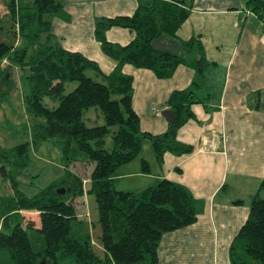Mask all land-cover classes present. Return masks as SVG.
<instances>
[{
  "label": "trees",
  "instance_id": "16d2710c",
  "mask_svg": "<svg viewBox=\"0 0 264 264\" xmlns=\"http://www.w3.org/2000/svg\"><path fill=\"white\" fill-rule=\"evenodd\" d=\"M244 3L258 18L264 17V0ZM190 7L191 0H136L130 15L95 17L93 36L101 52L114 61L105 74L95 61L64 49L52 33V18H67L61 0H24L22 4L0 0V84L8 81L13 67L22 72L24 110L35 119L31 143L51 140L65 162L93 164L86 191L80 178L66 171L27 197L18 189L16 177L26 166L28 143L0 147V174L12 190L0 195V264H59L66 260L73 264H158L161 235L196 220L202 200L183 185L161 178L153 186L132 192L116 189L112 177L139 154L145 140L158 162L164 152L180 155L192 150L176 139V131L193 117L192 104L208 100L204 81L212 64L198 37L176 38ZM110 27L126 28L133 37L123 45L110 42L104 36ZM161 35L177 42L175 55L151 46ZM123 64L148 69L157 78L170 77L179 64L192 69L189 84L167 96L165 104L173 119L162 133L140 130L130 104L132 78L122 73ZM67 82L76 84L63 93ZM44 97L55 100L56 105L46 106ZM91 107L101 113V125L85 124L82 115ZM105 136L110 138L109 150L103 147ZM58 188L64 192H57ZM261 190L264 176L250 196L245 220L230 241L229 264H264ZM80 196H88V201L92 198V217L88 209L85 219L78 218L72 199ZM32 213L36 227L28 219ZM30 232L40 235L42 245Z\"/></svg>",
  "mask_w": 264,
  "mask_h": 264
},
{
  "label": "crops",
  "instance_id": "0c3cea01",
  "mask_svg": "<svg viewBox=\"0 0 264 264\" xmlns=\"http://www.w3.org/2000/svg\"><path fill=\"white\" fill-rule=\"evenodd\" d=\"M61 2L67 18L53 17L50 24L61 46L95 61L103 73L110 72L114 61L101 52L93 36L94 18L130 15L136 0ZM244 2L191 0L188 15L176 30L179 40L198 37L212 64L204 81L208 100L192 104L193 117L176 131V139L192 150L180 155L164 152L158 162L145 140L139 154L112 176L118 190L139 191L165 178L202 200V211L193 223L161 235L158 264H229L230 241L264 176V17L258 18ZM104 36L123 45L133 33L110 27ZM121 71L132 78L130 104L140 130L162 133L167 126L161 114L168 109L167 96L189 84L192 69L179 64L168 78L130 64H123Z\"/></svg>",
  "mask_w": 264,
  "mask_h": 264
},
{
  "label": "rangeland",
  "instance_id": "374dc122",
  "mask_svg": "<svg viewBox=\"0 0 264 264\" xmlns=\"http://www.w3.org/2000/svg\"><path fill=\"white\" fill-rule=\"evenodd\" d=\"M29 1V0H28ZM22 4L24 0H18ZM22 72L13 67L10 77L7 82L0 84V147L10 148L22 142L28 143L27 148V163L20 174L17 175L16 181L18 189L27 197L32 196L39 189L45 188L54 180L62 177L64 173L73 172L80 178L81 186L84 191L89 187V172L92 168V163L81 164L67 163L63 160V156L57 146L51 141L46 140L38 145H33L30 138V129L33 121L32 116L26 114L24 110L23 96L26 92V86L23 83ZM89 76L95 78L91 72H87ZM96 79V78H95ZM75 82H67L64 84L63 93L70 91ZM42 103L52 108L56 105V101L44 97ZM87 126L101 125L103 123L102 115L93 107L86 110L82 115ZM103 147L107 150L111 147L109 136L104 137ZM7 179L1 177L0 174V195L11 193ZM260 197L264 198V190L259 193ZM85 196H80L72 199L75 211L80 215L79 218L87 217L88 209L91 217L94 214V204L92 198L88 201V196L85 197V203L82 201ZM91 201V202H90ZM90 202V203H89ZM85 205V206H84ZM28 219L37 226L35 214H29ZM32 233V232H30ZM38 238V243L42 245L40 235L32 233ZM32 240V236H29ZM59 264H73L70 261H60ZM256 264V262H253Z\"/></svg>",
  "mask_w": 264,
  "mask_h": 264
},
{
  "label": "water",
  "instance_id": "95a60500",
  "mask_svg": "<svg viewBox=\"0 0 264 264\" xmlns=\"http://www.w3.org/2000/svg\"><path fill=\"white\" fill-rule=\"evenodd\" d=\"M151 46L154 49H160V50H167L171 54L175 55L178 50V44L175 40H172L171 38L167 37L166 35H161L158 38L151 41ZM161 114L166 119L167 123H171L173 119V113L170 109H164L161 111ZM57 192L63 193L64 190L62 188H58Z\"/></svg>",
  "mask_w": 264,
  "mask_h": 264
}]
</instances>
